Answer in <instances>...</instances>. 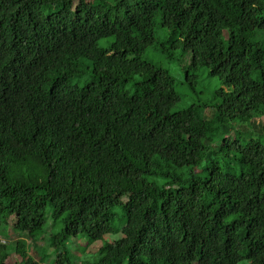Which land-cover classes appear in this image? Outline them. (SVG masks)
<instances>
[{
    "label": "trees",
    "instance_id": "1",
    "mask_svg": "<svg viewBox=\"0 0 264 264\" xmlns=\"http://www.w3.org/2000/svg\"><path fill=\"white\" fill-rule=\"evenodd\" d=\"M156 21L192 86L220 79L212 104L173 110L175 77L142 58ZM260 117L264 0H0V233H22L0 264H47L23 235L72 264L70 237L117 232L93 264H264V144L233 132Z\"/></svg>",
    "mask_w": 264,
    "mask_h": 264
},
{
    "label": "rangeland",
    "instance_id": "2",
    "mask_svg": "<svg viewBox=\"0 0 264 264\" xmlns=\"http://www.w3.org/2000/svg\"><path fill=\"white\" fill-rule=\"evenodd\" d=\"M96 1V0H95ZM155 42L149 46L142 55V58L152 62L157 66H161L171 72L175 77V86L179 93L180 99L174 106L173 110H179L189 106L190 104L208 103L214 102L213 96L215 92L222 87L220 79L216 76H210L208 70L205 67L199 68L194 71L192 75L195 78L192 79V83L187 81V68L189 67L190 52L182 49V47L170 49L168 42L169 31L167 28L162 27L156 21L154 25ZM112 41V38H106L99 41V44L103 47H107ZM89 77H85L80 81V84H84L89 81ZM207 112H210L209 110ZM233 132H241L243 139L255 138L260 140L264 144V117L259 119H251L247 122H235L233 124ZM234 134H232L233 136ZM196 172H199L197 169ZM46 212V223L44 226V235H49L59 230L62 223L59 222L56 227H52V217L50 215V209ZM115 213L114 225L119 227L121 222L122 211L119 206L113 208ZM14 218L12 217L8 223H4L3 229L0 233V241L14 243L22 237V233L16 231L13 226ZM21 233V234H19ZM52 235V234H51ZM122 233H108L100 240H89L86 236L81 234L76 237H70L67 241V250L61 248V252L68 251L69 261L73 264H93L99 257V249L105 241H111L121 237ZM28 241L29 252L35 259H40L43 254L44 261L47 264H51L55 261L59 252H55L54 249L49 248V240L47 238L40 239L35 243L36 247L30 243L29 237L23 235ZM41 248H45L41 250ZM61 253V254H62ZM20 260V256L17 253H13L8 259V264H13ZM238 264H250L248 260L243 259Z\"/></svg>",
    "mask_w": 264,
    "mask_h": 264
}]
</instances>
